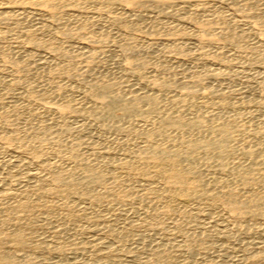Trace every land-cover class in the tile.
I'll use <instances>...</instances> for the list:
<instances>
[{"label":"rangeland","instance_id":"1","mask_svg":"<svg viewBox=\"0 0 264 264\" xmlns=\"http://www.w3.org/2000/svg\"><path fill=\"white\" fill-rule=\"evenodd\" d=\"M0 264H264V0H0Z\"/></svg>","mask_w":264,"mask_h":264},{"label":"bare ground","instance_id":"2","mask_svg":"<svg viewBox=\"0 0 264 264\" xmlns=\"http://www.w3.org/2000/svg\"><path fill=\"white\" fill-rule=\"evenodd\" d=\"M21 1H22V0H21ZM30 1H31V0H30ZM45 1L47 2L48 0H45ZM54 1H55V0H54ZM43 3H44V1H43ZM43 3H42V4H43ZM194 124H195V123H194ZM205 143H206V142H205ZM200 148H201V147H200ZM148 149H149V148H148ZM162 152H163V151H162ZM175 156H176V155H175ZM150 159H151V158H150ZM169 161H170V160H169ZM176 174H177V173L175 172V174H174V175H176ZM174 175H173V176L171 175V176H172L171 178H173V177H174ZM180 175H181V174H179L178 176H180ZM176 176H177V175H176ZM175 178H176V177H175ZM175 178H173V179H174V181H175ZM173 179H172V180H173ZM178 180H179V179H178ZM169 181H170V180H169ZM54 182H55V181H54ZM189 189H190V188H189Z\"/></svg>","mask_w":264,"mask_h":264}]
</instances>
